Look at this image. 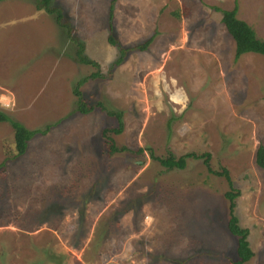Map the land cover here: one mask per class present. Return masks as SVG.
Masks as SVG:
<instances>
[{
    "label": "rangeland",
    "instance_id": "374dc122",
    "mask_svg": "<svg viewBox=\"0 0 264 264\" xmlns=\"http://www.w3.org/2000/svg\"><path fill=\"white\" fill-rule=\"evenodd\" d=\"M235 1L264 40V0H52L103 76L80 87L84 102L122 113L110 135L126 149L108 154L101 133L115 118L77 112L72 93L95 69L35 0H0V110L30 130L50 125L17 155L0 122V264H231L228 191L253 252L242 264H264V56L235 58L212 8ZM109 34L129 49L119 65ZM187 152H208L233 190L203 159L167 170L150 157Z\"/></svg>",
    "mask_w": 264,
    "mask_h": 264
},
{
    "label": "trees",
    "instance_id": "16d2710c",
    "mask_svg": "<svg viewBox=\"0 0 264 264\" xmlns=\"http://www.w3.org/2000/svg\"><path fill=\"white\" fill-rule=\"evenodd\" d=\"M215 11L220 12V22L224 26L228 35L234 41V57L238 58L241 54L244 53H255L264 56V40L258 39L255 35L254 30L244 21L237 18V3L234 2V5L231 9H220L218 7H212ZM35 9L42 10L46 14L53 16L55 23L62 29L66 38L70 40L76 46V60L84 65H89L95 69L94 72L87 76L81 77L73 86L72 93L76 97V111L82 114H87L92 111L95 107H98L101 111H104L106 115L114 117L116 120V127L114 128H105L103 129L101 135L107 143L108 154H113L115 152L124 151L126 148L121 146L117 147L115 145L114 139L111 137L110 133L119 134L122 131L123 121L122 113L120 111H114L107 109L101 102H96L95 104L86 105L84 102L82 92L80 87L87 82L89 79L103 77L99 72V65L96 61L88 58L84 54V43L79 41L73 33L72 26L65 19L62 10L59 7H56L52 4V0H35ZM112 12V4L108 7L109 18ZM174 15H178L173 12ZM111 31V27H109ZM153 40V35L145 39L141 44L135 46L136 49L143 51ZM108 41L111 45H115L118 49V57L113 62L112 65H119L126 56V53L129 51L128 48L122 47L114 39V37L109 34ZM0 122L8 123L13 130V140L15 144L16 154H23L26 150L28 141L36 134L45 135L50 128V125H46L43 129H34L30 130L25 128L20 122L11 119L5 112L0 110ZM150 157L159 162L161 166L167 170L172 169H184L188 159H203L206 169L215 175H223L227 184L230 186L231 190L232 183L228 175V171L223 169L222 172H216L210 169L209 158L210 154L208 152L202 154H195L194 152H187L181 154L178 157L173 156L171 153H168L166 157L160 158L155 157L150 153ZM254 162L256 166L264 170V146L258 144L254 153ZM3 163H0V166H3ZM237 191H228L225 193L228 204H227V223L226 227L228 232L235 237L236 239V260L231 264H242L248 261L252 256L253 252L249 246L248 242V230L246 228L240 227L238 224L237 217L234 214V198L237 196ZM56 262L55 257L50 255L49 257Z\"/></svg>",
    "mask_w": 264,
    "mask_h": 264
}]
</instances>
